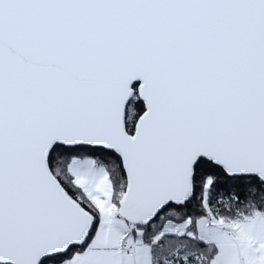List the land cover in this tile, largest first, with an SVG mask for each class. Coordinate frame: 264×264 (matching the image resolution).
I'll return each mask as SVG.
<instances>
[{"label":"snow or ice","instance_id":"1","mask_svg":"<svg viewBox=\"0 0 264 264\" xmlns=\"http://www.w3.org/2000/svg\"><path fill=\"white\" fill-rule=\"evenodd\" d=\"M0 264H264V0H0Z\"/></svg>","mask_w":264,"mask_h":264}]
</instances>
